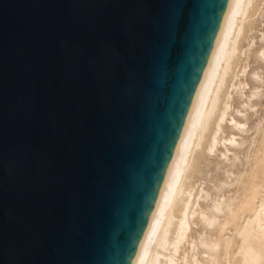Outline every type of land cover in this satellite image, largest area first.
Segmentation results:
<instances>
[{
  "label": "water",
  "instance_id": "obj_1",
  "mask_svg": "<svg viewBox=\"0 0 264 264\" xmlns=\"http://www.w3.org/2000/svg\"><path fill=\"white\" fill-rule=\"evenodd\" d=\"M237 0H0V264H136Z\"/></svg>",
  "mask_w": 264,
  "mask_h": 264
},
{
  "label": "bare ground",
  "instance_id": "obj_2",
  "mask_svg": "<svg viewBox=\"0 0 264 264\" xmlns=\"http://www.w3.org/2000/svg\"><path fill=\"white\" fill-rule=\"evenodd\" d=\"M255 1L237 0L235 3L136 264H232L231 259H236V255L239 258L233 260V264H264V180L260 178L264 172V126L257 123V130L263 132L262 148L256 154L258 172L252 171L251 176H247L250 177L247 181L249 186L244 187L246 190L241 196H237L240 192L237 189L233 194L237 196L235 198L230 192L224 193V187L234 186L233 182L238 181L235 178L230 184L235 175L232 169H227L222 179L215 175L213 187L206 189L204 182L207 179L201 167L203 162L209 161L207 155L215 153L219 144L229 142L231 146L228 145L230 147L227 146L225 151L230 152L234 144L245 143L244 138L238 141L237 135L244 131L247 119L237 120L235 113L255 107L251 104L252 98H256L260 88L253 84L254 88L249 91L246 100L238 105L233 103L231 90L242 94L241 91L248 85L247 81L239 79L240 74L247 72L248 59L242 61L238 53L245 52L243 48L246 45L241 44L243 35L248 38L249 47L253 42H250L247 33L255 28L256 22L251 19L260 11ZM262 47L255 52V56L264 61ZM252 75L255 80L260 77L255 70ZM226 121L234 124L232 127L224 126ZM236 128L238 133L234 131ZM222 154L226 156V152ZM237 158L236 153L232 160ZM241 173L237 177L242 176ZM240 181L243 180L239 179V184H242ZM213 192L217 193L215 201L211 199ZM238 197L241 199L235 205ZM233 224L239 238L237 245L232 243L235 241L230 240L231 237L224 240L222 236ZM232 244L237 247L235 251ZM222 250L228 256L225 259Z\"/></svg>",
  "mask_w": 264,
  "mask_h": 264
},
{
  "label": "rangeland",
  "instance_id": "obj_3",
  "mask_svg": "<svg viewBox=\"0 0 264 264\" xmlns=\"http://www.w3.org/2000/svg\"><path fill=\"white\" fill-rule=\"evenodd\" d=\"M262 2V3H261ZM257 3L256 5L258 6L257 10L260 9V11H257L258 14H255L256 17H253L251 20L255 21V25H254V29L251 30V32H248L247 35L248 37H250L249 39L251 40L250 43L251 46L249 47L248 46V38H244V35L241 37V44L243 46H245V49L243 48V51L245 50V52L242 54L241 53H238L239 55V59L242 58L241 60H246L245 58H247L248 60V67H247V72L245 74H240V80H244V81H247L248 85L243 89V91H241L242 94H240V91L237 92H233V90H231L233 93L232 96H233V103H235V105H238L240 102H243L246 100V96L247 94L249 93V91L251 89H253L254 86L256 87H259L260 89L258 90L259 91V94L255 97L252 98V105L255 104V107H250V108H247V111L246 112H242V113H235L236 115V119L237 120H246L247 119V125L243 127L244 131L241 133L240 132V135H237L238 137V141L239 140H242L243 138L245 139V143L242 144H234L230 149V152L228 151H225L226 147L228 145H230L229 142H225V143H222V144H219L220 146H218L217 150L215 151V153H211L210 155L208 154L207 156V159H209V161H205L203 162L202 164V170L204 171L203 173L204 176H205V182H204V188H208L210 189L211 187H213V182H214V177L216 175V177L222 179L226 176L227 172L226 170L228 169H232L231 171H233V173L236 175H239L240 174V171L243 172L241 173L242 176L241 178H238L240 176L237 177V175H233L232 178H231V182L230 184H232V180L234 179L235 181V178L238 179L237 183L233 182L234 186L231 185L230 187H224V189L227 191L224 192L225 194H228L230 192L231 194V197L235 198L237 196H241L244 191L243 190H246V188H248L249 186V183H247V181L249 182L250 181V177H247V176H251V172H256L257 168V162H256V154L261 150L262 148V141H263V132L262 131H258L257 130V126L258 124L260 123L262 126H264V61L262 60H259L256 58L255 56V52L260 49V48H263L262 46H264V0H257L254 2V4ZM259 4V5H258ZM259 16V17H258ZM244 39V41H243ZM246 40V41H245ZM243 42V43H242ZM249 56V57H248ZM256 58V60H255ZM241 61V62H242ZM246 62V61H245ZM258 72L260 73V77L257 78L255 80V76L252 75V72ZM238 71V70H237ZM253 77V78H252ZM261 79V80H260ZM259 81V82H258ZM238 103V104H237ZM235 105L233 104V106L235 107ZM234 107L232 109V111L234 110ZM254 108V109H253ZM244 115V116H243ZM243 117V118H242ZM239 118V119H238ZM242 118V119H241ZM246 118V119H245ZM258 123V124H257ZM227 124V127H232V125L234 124V122L232 123L231 122H225L224 123V126H226ZM248 130V131H247ZM236 133H238L239 131L237 130V128L234 130ZM230 132V130H229ZM232 132V131H231ZM258 132V133H257ZM227 143V144H226ZM231 146V145H230ZM228 146V147H230ZM224 150V151H223ZM219 151V152H218ZM226 152V156L224 157V154L222 153H225ZM239 152V153H238ZM237 153L238 155V158L235 159V160H232V158H234V155ZM231 159V160H230ZM229 161V162H228ZM205 163V164H204ZM233 163V166H231ZM231 164V165H230ZM204 165V167H203ZM206 166V167H205ZM227 166V167H226ZM229 166V167H228ZM205 170H204V169ZM255 170V171H254ZM260 170L259 172H263V170L261 169H258ZM206 172H208L206 174ZM236 172V173H235ZM258 172V171H257ZM222 174V175H221ZM224 174V175H223ZM203 176V177H204ZM262 176V177H261ZM260 176V178L262 180H264V172L263 174ZM243 177V178H242ZM239 179L243 180V181H240L242 184H239ZM213 181V182H212ZM210 187V188H209ZM246 187V188H244ZM244 188V189H243ZM236 189H237V192L240 190L239 194H237V196H234L235 195V192H236ZM243 191V192H242ZM232 192V193H231ZM217 193H212L211 195V199H214L213 201H215V199H217V196H216ZM234 194V195H233ZM233 195V196H232ZM226 196H230V195H226ZM241 199V197H238L237 199ZM236 199V203L235 205H238L240 199L237 201ZM202 202V201H201ZM208 201H203L202 203H206ZM234 208V207H233ZM236 209V206L235 208ZM241 222V221H240ZM240 222H237V223H240ZM195 228H198V226H194ZM235 225L233 224L232 226H228L227 227V230L223 232L222 236H223V239H228L230 238V240L232 241H235V242H232L233 244L237 243L238 244V241H239V238H237V228L235 229ZM236 235V237H235ZM237 240H235V239ZM232 244V246H233ZM236 244V245H237ZM237 247L233 246V251L236 250ZM232 252V251H231ZM224 253H226L224 250L221 251V254L222 256L224 257V259L228 256H226V254L224 255ZM235 258V257H234ZM239 257L236 255V259H238ZM236 259H231V263L233 264V262L236 260ZM234 260V261H233ZM225 264H227L225 262Z\"/></svg>",
  "mask_w": 264,
  "mask_h": 264
}]
</instances>
